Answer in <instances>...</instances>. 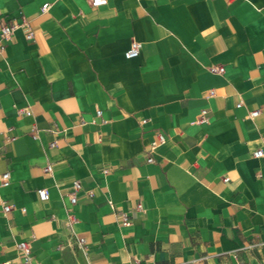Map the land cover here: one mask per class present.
Instances as JSON below:
<instances>
[{
    "label": "crops",
    "instance_id": "0c3cea01",
    "mask_svg": "<svg viewBox=\"0 0 264 264\" xmlns=\"http://www.w3.org/2000/svg\"><path fill=\"white\" fill-rule=\"evenodd\" d=\"M1 24L0 263L25 240L39 264H264V0H0Z\"/></svg>",
    "mask_w": 264,
    "mask_h": 264
},
{
    "label": "built area",
    "instance_id": "2783aa9c",
    "mask_svg": "<svg viewBox=\"0 0 264 264\" xmlns=\"http://www.w3.org/2000/svg\"><path fill=\"white\" fill-rule=\"evenodd\" d=\"M108 0H89V3L93 7H99V6H104L106 5ZM47 7V3H44L41 7V10H45ZM14 26L10 24H1L0 25V53L3 51L4 46H5V41L9 38ZM32 36V32L30 30L27 31L26 37L30 38ZM141 48V42L137 40H131L129 48L124 52V56L126 58H133L139 55V51ZM208 69L211 72H216V73H223L224 72V67L222 65H210ZM213 92L210 91V94ZM240 105V103H238ZM19 111H23L26 114H30V110L28 109H19ZM101 111L97 109V115H99ZM251 116H255L258 114V110H253L250 111L249 113ZM207 116H206V109L201 110L197 122L202 123L207 121ZM163 139V135L161 133H157L156 135V140H153L151 142V146H154L158 141H161ZM253 155L255 157H262L264 156V150L259 148L253 151ZM147 161H152V157H148ZM52 166L50 164H47L44 167L45 171H51ZM106 171V170H105ZM1 179V184L2 185H8L9 184V172L6 171L1 174L0 176ZM223 180H227L226 177H223ZM72 192L69 195L70 202L75 203L76 202V191L80 188V183L78 181H74L72 185ZM38 196L40 199L44 200L48 198V193L45 188H40L37 190ZM88 195H91V191L88 192ZM141 207V203H137V208ZM4 211H9L11 209V205L5 204L3 206ZM24 210V209H22ZM70 218H73L72 216ZM127 217L126 215H123V224H127ZM83 238H78V242H82ZM17 249L19 250L22 260L25 264H39L37 261L33 259V253L30 250L27 241L21 240L17 243ZM0 264H7L6 261L1 262Z\"/></svg>",
    "mask_w": 264,
    "mask_h": 264
}]
</instances>
